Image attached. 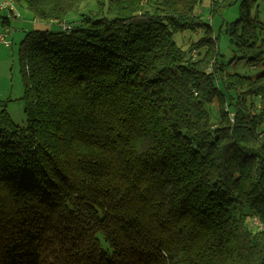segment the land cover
Masks as SVG:
<instances>
[{
	"label": "trees",
	"instance_id": "1",
	"mask_svg": "<svg viewBox=\"0 0 264 264\" xmlns=\"http://www.w3.org/2000/svg\"><path fill=\"white\" fill-rule=\"evenodd\" d=\"M12 1L59 27L20 41L26 125L0 105V264H264L255 0L225 28L254 76L223 71L198 0Z\"/></svg>",
	"mask_w": 264,
	"mask_h": 264
},
{
	"label": "rangeland",
	"instance_id": "2",
	"mask_svg": "<svg viewBox=\"0 0 264 264\" xmlns=\"http://www.w3.org/2000/svg\"><path fill=\"white\" fill-rule=\"evenodd\" d=\"M240 3L241 0H198L195 8L200 15V19L210 25L212 29L211 37L216 38V47L219 52L218 63L221 64L223 71L254 76L261 71V66H250L245 58H242V55L236 51L235 46L229 42L225 30L228 22H232L239 17ZM78 8L77 12L94 10L95 1L85 0ZM14 12L17 15L10 20L9 24L10 28L14 30L8 35L10 44L0 43V105H5V109L13 123L25 126L27 115L24 111V86L18 59L20 41L29 30H55L59 26L53 22L35 19L33 13L23 3H14ZM255 13L258 14L259 19H264V2L262 0L253 2L251 14L255 15ZM70 17H72L71 14L67 18ZM65 24L68 25L66 22ZM203 33V28L187 29L174 33L172 38L179 47L186 49L189 43L201 38ZM201 53V50L195 51L193 53L195 54L193 55L194 58L200 57ZM186 55L189 56L190 53ZM211 116L213 119L216 117L214 110L211 111ZM252 223L254 224V221Z\"/></svg>",
	"mask_w": 264,
	"mask_h": 264
},
{
	"label": "built area",
	"instance_id": "3",
	"mask_svg": "<svg viewBox=\"0 0 264 264\" xmlns=\"http://www.w3.org/2000/svg\"><path fill=\"white\" fill-rule=\"evenodd\" d=\"M14 12V2L12 0H1L0 1V43L4 45L10 44L8 35L14 30L10 28V20L16 17ZM194 53V52H193ZM254 223L260 225L258 220L254 218Z\"/></svg>",
	"mask_w": 264,
	"mask_h": 264
}]
</instances>
